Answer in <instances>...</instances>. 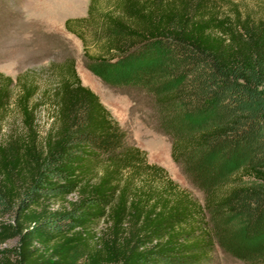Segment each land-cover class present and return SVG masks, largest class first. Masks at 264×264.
<instances>
[{"label":"trees","instance_id":"obj_1","mask_svg":"<svg viewBox=\"0 0 264 264\" xmlns=\"http://www.w3.org/2000/svg\"><path fill=\"white\" fill-rule=\"evenodd\" d=\"M99 1L65 30L103 83L152 97L203 203L126 143L70 59L39 100L35 82L16 78L19 124L0 136V246L15 245L0 264H210L216 246L264 264V19L215 0ZM13 83L0 74V124ZM42 104L52 121L40 136Z\"/></svg>","mask_w":264,"mask_h":264},{"label":"rangeland","instance_id":"obj_2","mask_svg":"<svg viewBox=\"0 0 264 264\" xmlns=\"http://www.w3.org/2000/svg\"><path fill=\"white\" fill-rule=\"evenodd\" d=\"M90 0H0V74L10 77L12 100L5 119L0 124V136L6 138L19 124V113L14 105L18 93L17 77L35 82L39 91L52 84L55 65L72 59L83 86L91 89L111 116L126 133V143L146 153L149 164L164 168L169 177L203 203V195L191 183L181 167L171 158V140L158 122L154 101L145 91L135 87H112L103 83L86 69L81 41L64 28L67 19L84 18ZM220 11L234 15V10L254 20L264 19V0H215ZM113 0H100L99 10L111 7ZM91 28V27H90ZM87 49L90 54L101 51L93 44L92 30H87ZM54 64V67H50ZM55 71V70H54ZM51 113L43 104L36 110L40 136L49 129ZM71 199V198H69ZM58 208L55 204L53 209ZM15 241L0 246V251L11 248ZM5 253H2L4 255ZM210 264H244L215 247Z\"/></svg>","mask_w":264,"mask_h":264}]
</instances>
